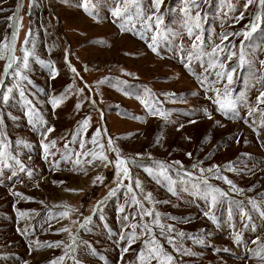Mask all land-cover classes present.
I'll use <instances>...</instances> for the list:
<instances>
[{"label":"rangeland","instance_id":"rangeland-1","mask_svg":"<svg viewBox=\"0 0 264 264\" xmlns=\"http://www.w3.org/2000/svg\"><path fill=\"white\" fill-rule=\"evenodd\" d=\"M18 2L22 3L18 13L19 28H9L13 21H9L8 17L15 13ZM140 2L145 17L155 12L153 0ZM244 2L195 0V4H186L185 0H162L159 9L163 17L161 28L167 31L157 55L147 46L154 32H145V39L137 35L138 31H142L144 21L134 18L135 29L131 31L122 32L118 27L125 21L113 17L112 11L123 0H90L91 14L85 11L83 0H35L34 7L30 6L32 0H0V40L6 34L17 32V56L23 55L22 48H32L34 41L36 55L45 62H52L57 70L55 79H52L47 68L30 59L28 76L31 83H23L28 98L47 120L48 126L55 129L49 134V139L57 142L55 148L51 149L57 152L55 159H59L62 152L80 150L78 143L70 141L77 131L78 122L87 117L89 124L87 130L81 133L82 138L90 140L100 129L97 139L105 145V149L111 138L121 157L132 161L127 165L131 179H125L124 186L114 196L108 197L109 190L116 189L114 165L104 167L100 161L89 165V156L81 157L84 161L82 168H74L71 163L51 167L42 159L40 131L30 128L26 108L18 93H14V98L7 105L0 99V132L7 133L15 152L36 172L35 178L30 179L25 173L18 172L12 176L15 169L0 170V264H49V261L64 255L65 245L70 243L68 232L60 229L68 228L75 233L79 222L89 216L92 219L86 229H80L79 239L87 241L95 250V255L83 244H78L76 251L66 256L62 264H76V261L81 264H140V253L145 240L150 237L136 228L139 239L131 244L128 252L122 253L128 239L125 236L122 240L121 235L133 231L123 226L125 215L130 217L126 222L128 224L147 222L152 228L151 235L173 255L175 264H264L251 251L257 247L252 244L257 236L264 241V220L249 204L251 199L264 208V126H261L264 118L260 112H254L251 116L248 114L251 108L264 110V104L257 105L256 100L259 93L264 91V79H261L264 77V63H261L264 61V6L255 0L245 11ZM230 6H234L235 11H230ZM186 8L190 9L193 18L197 13L200 15V27H193L191 36L187 30L188 18L182 11ZM130 12L134 15L135 9H130ZM241 13L243 19L237 21L235 17ZM256 16L261 17L257 21L260 26L248 40H244L243 36L228 35L222 41V34L249 30ZM125 27L132 28V23H125ZM197 35L203 41L204 52H211L216 45L223 49L217 57L225 69L209 68L205 72L201 65L207 66L208 56L189 62L187 54L192 51L193 43H201L195 40ZM242 41L247 63L238 67ZM231 52L236 55L228 59ZM69 64L76 68L78 75L71 71ZM185 64H190L192 72ZM4 65L5 61L0 60V73H3ZM230 68L236 69L231 85H228L226 77L212 83L217 80V71ZM197 76H207V84L219 89L221 96L225 85H228L234 97H243L237 101L235 118H225L216 111V105L205 98L204 87ZM102 80L104 83H98ZM13 83L10 74L5 76L3 84H0V92L6 91ZM85 84L89 87H85ZM70 85L71 92L54 110L49 103L50 98L64 94ZM79 89H83V92H79ZM145 89H150L154 94L153 99L159 101L158 106L169 112L167 121L148 114L142 103L147 98ZM124 90L131 95L124 94ZM166 94L175 95L169 98ZM207 95L216 94L209 92ZM77 103L80 104L79 109L76 108ZM204 108L211 113V119L202 111ZM190 120L196 123H189ZM19 138L29 141L30 147H16L14 141ZM65 144H68L67 149ZM93 147L91 143L87 144V148ZM96 151L99 152V149ZM188 153L192 154L191 157ZM137 154H140L139 159ZM106 155L109 160L116 159L114 151H106ZM154 161L169 164L180 161L183 170L193 175L183 176V170L179 174L170 171L169 174L176 181L177 194L173 195L168 191L166 182L157 183L141 167H152ZM229 164L236 170L229 171ZM213 165L221 166L220 175L231 179L244 191H229L228 184L205 171L203 175L208 183L227 191L228 200L242 202L243 208L253 218L256 231L244 227L247 221L242 219L240 208L228 201L215 209L217 224L214 225L203 215L207 205L193 185L203 190L204 185L199 179L202 175L200 169ZM179 167L173 164V168ZM97 176H101L103 182L97 180L94 185L93 180ZM137 179L141 181L143 191L135 187ZM129 184L143 207L153 211L152 217L140 220V208L131 203V193L127 190ZM10 189L32 199L13 196ZM149 192L152 194L151 203L144 199ZM98 201L104 203L100 211L93 213V206ZM64 205L68 206L69 211H75L62 218L59 213L66 210ZM121 206L123 212L119 211ZM17 210L30 215L20 219ZM157 212L160 223L171 225L174 232L161 235V229L152 224ZM17 228L27 229L28 234L23 235ZM234 231H242V243L233 242ZM179 232L185 233V237H204L205 244L199 245L187 238L181 240L176 236ZM167 235L175 236L177 246L183 243L196 255H183V250L179 254L174 252L167 242ZM36 241L41 244L54 241L64 243L59 247L47 248L38 247L34 243ZM151 264H156V261L153 260Z\"/></svg>","mask_w":264,"mask_h":264},{"label":"snow or ice","instance_id":"snow-or-ice-1","mask_svg":"<svg viewBox=\"0 0 264 264\" xmlns=\"http://www.w3.org/2000/svg\"><path fill=\"white\" fill-rule=\"evenodd\" d=\"M255 2V0H245L243 4V8L245 11L249 8L250 5H252ZM89 3L90 0H83L84 9L85 11L89 12L91 14V11L89 9ZM162 3V0H153V7L155 8V12L152 15H148L145 17L144 11L141 6L140 0H123L122 4H117L115 9L112 11L113 17H115L118 20H123L125 23H132V28L126 29L125 23L118 24V27L121 29V31L125 30H134L135 29V23H133L134 18L137 20L144 21L142 25V31H138L137 35L141 39H145V32H154V34L151 36L150 42H148L147 46L151 49V51L157 55H159V45L161 41L166 39V29H162L161 25L163 24V17L159 14L160 5ZM186 4H195V0H185ZM260 5L264 6V0H259ZM30 6H35V0H32V3ZM22 7V3L18 2L16 11L13 13L12 16H9V21H13V23L9 24V28H12L13 26L19 28V21L20 17L18 15L20 8ZM134 8L135 13L134 15L130 12V9ZM184 12V15L188 18L186 21L188 25V34L191 36L193 33V27L199 28V20L200 15L199 13L196 14V16L193 18L190 15V9L186 8L182 10ZM230 11H235L234 6H230ZM153 19H154V28H153ZM237 21L240 19H243V13H241L238 17H235ZM261 17L256 16L254 22L250 25V29L247 31L242 32H233L228 34H222V41L228 38V35L233 36H243L244 40H248L252 33L257 30V28L260 26L257 21H260ZM190 22V23H189ZM16 39H17V32H12L10 35L6 34L3 40H0V60L5 61L3 73H0V84H3L4 77L7 75H11L13 77L14 83L12 86L8 87L6 91L0 92V99H2V102L7 105L11 99L14 98V93H18L20 100L23 102L26 112L25 115L28 117V124L32 130H39L40 135L42 137L40 141V147L42 149L43 155L42 159L46 163H49L51 167L57 168L61 163H71L74 168H82V165L84 161H82L81 157H91L90 160H87V163L89 165H94L96 161H100L104 167H108L110 164L114 165L116 169V189H110L108 193V197L114 196L116 194V191L119 190L120 187L124 186V180L125 179H131L128 164L132 161H130L126 157H121L119 149L115 148L113 146L114 142L111 138L107 141V149H105V145L101 143L97 137L100 135L101 130L97 129V132L94 133L90 140H87L85 138L81 137V133L85 132L87 130L88 124H89V118H84L83 120L78 122L77 125V131L72 134V139L70 143H78L79 144V151L69 152L65 151L60 153L59 159H55L57 152L51 151L52 148H55L56 141L49 139V134L54 132V127L48 126L47 120H45L42 115L39 113V111L35 108L32 100L28 98L26 95V89L23 86L24 82L31 83V80L29 79L28 72L30 71V59H34L37 63L41 64L43 67L47 68L50 71L51 78L55 79L57 75V70L54 67V64L52 62H45L42 60L39 56L36 55L35 52V42L32 41V48H22L21 51L23 53L22 56H17L16 53ZM196 41H201V43L194 42L192 45V51H189L187 54V59L189 62L192 60H201L203 56H208V64L207 66L201 65L205 68V72L208 71L209 68H220L225 69V65L218 60L217 54L219 51H223V49L220 48L219 45H216L212 48L211 52H204L203 51V41L201 40V37L197 35L195 37ZM28 37H25V43L27 44ZM243 41L241 42L240 52L238 56V67H243L245 63H247L244 48H243ZM234 47V46H233ZM183 51V49H181ZM235 52L229 53L228 59H231L233 56H235ZM67 56L68 52L66 50L65 53V61L67 62ZM261 63H264L262 61ZM189 72H192L190 68V64L184 65ZM69 67L73 73H77V70L75 67H72L69 64ZM236 71L235 68H230L225 71H217L215 73L217 80L212 83H217L221 78L226 77L228 81V85H231L233 83V73ZM195 75V73H192ZM107 78H105L106 80ZM197 79L200 81L202 87H204V91L206 93L205 98L212 102V104L216 105V111L220 112L225 118H235L237 116L236 108H237V101L238 99H243V97L237 98L234 97L230 88L228 85H225L223 90V96H221V92L219 89L211 87L210 84H207V76H204L201 78L200 76H197ZM261 79H264V77H261ZM98 83H104V81H99ZM121 83H126L121 82ZM85 87H89L87 84H85ZM71 85L68 87L66 92L60 96H53L50 98L49 103L52 105V108L55 110V108L59 107V105L66 99L67 95L71 92ZM79 92H83V89H79ZM145 92L147 94V98L142 100V103L144 104L147 112L149 115L153 116H159L161 119H164L165 121L169 118V112L161 109L159 105V101L154 100L153 96L154 94L151 92L150 89H145ZM209 92H214L216 95H207ZM124 94L131 95V93H128L126 90H124ZM171 98V96H174L175 94H166ZM257 105L264 104V91H261L259 95L256 98ZM95 103V101H93ZM76 108H80V104H76ZM204 114L211 119L212 115L209 112L207 108L202 109ZM254 112H260V115L262 118H264V110L259 109V107L251 108L249 110V116H251ZM133 119H143L142 117H132ZM189 123H196L195 120H190ZM217 124H220L219 121L216 122ZM261 126H264V119L261 121ZM183 127V125H181ZM239 142V140H237ZM91 143L94 147L89 149L87 148V144ZM14 144L16 147H23V148H29L30 142L27 141L24 138H19L14 141ZM65 149L68 148V144L64 145ZM99 149V152L96 151V149ZM106 151H114L116 152V159L109 160L108 156L106 155ZM189 157H191V153L187 154ZM75 156L76 159H72V157ZM52 158L51 160L49 158ZM140 158V154H137V159ZM149 159L151 157L149 156ZM154 166H144V171L154 178L157 183L166 182L168 191L171 192L173 195L177 194L176 189V181L172 178V176L169 174L170 171H176L178 174L183 170V166L181 165L180 161H173L172 164H169L165 161H154ZM174 165H180L179 168H173ZM193 167H197V165H193ZM3 169H15L12 171V176H16L17 173H25L30 179L35 178L36 172L33 168L28 167L23 160L20 158L19 154L15 152L13 149V143L9 142V138L7 136V133L0 132V170ZM227 169L229 171H234L236 169L233 168L231 164L227 165ZM209 173L211 176L222 179L224 183L228 184L229 191L232 192H243V189L238 188L231 179L227 178L226 176H221V166L219 165H213L212 167L208 169H200L201 177L199 178L201 183L204 185V189L201 190L197 185H193L194 188H197V192L201 199H203L207 205V210L203 212V215L210 220L214 225L218 223L217 216L215 214V209L219 206L225 203V201H228L230 204H235L240 208V215L242 219L246 220L247 222L244 224L245 228H251L253 231H256V225L253 222L252 216L243 208L242 202H238L235 200H228V192L222 190L219 187L213 186L208 183V179L203 175L204 172ZM86 174V173H85ZM192 173L187 172L186 170H183V176L192 177ZM99 180L103 182V178L101 176H97L93 180V184L95 185L96 181ZM38 186V185H37ZM135 187L137 189H140L143 191V188L141 186V181L137 179L135 181ZM66 191H78L76 189H65ZM127 190L129 193H131V203L133 205H136L140 208V220L143 221L144 217H152L153 211L147 208L143 207V204L140 200H138L131 184L127 186ZM186 190V189H185ZM10 194L16 197H19L24 200H31V197H26L22 193L17 191L9 190ZM82 191V190H80ZM251 191V189H249ZM108 197H105L107 199ZM145 200H148L150 203L152 202V194L149 192L144 197ZM104 203V201H98L96 205L93 206V213L100 211V206ZM167 203V201H165ZM249 204L252 205V209L259 215L261 220H264V208H262L259 204H257L254 200H249ZM15 207V206H14ZM66 210L59 213V215L63 217H68L70 214V211H75V209L68 210V206H63ZM119 211L123 212L124 208L123 206L120 207ZM30 214L25 211L17 210V216L20 219H24L25 217H28ZM231 215V213H230ZM135 217H133L134 219ZM92 217H85L82 222H79V227L75 233H73L68 228H61L60 231L62 232H68L69 234V240L70 243L65 245V253L64 255L58 257L57 259H53L49 261V264H62L65 257L68 256L70 253H73L76 251V246L78 244H83L85 247L89 248L93 255H95V250L91 249V246L88 245L87 241H81L79 239V231L80 229H86L87 225L90 223ZM130 219L129 216L125 215L123 217L124 227H130L133 229L131 233H122L121 239L123 240L125 236H127L128 239V245L125 246L122 249V253H126L129 251L131 244L135 242V240L139 239V236L136 234L135 229L140 228L142 232H146L149 234V239L145 240L144 249L140 253V264H151L153 260L156 261V264H175V258L172 254L168 253L164 246L155 238V236H152V228L151 226L145 222L143 224H128ZM160 214L157 212L155 213L154 219L152 220V224L156 225L161 229V235H165V232L172 233L175 231V229L171 226H165L160 223ZM74 224L77 223V221H73ZM18 232H21L23 235H27V229L21 230L17 228ZM203 231V230H202ZM207 235V234H205ZM176 236L180 237L181 240L184 238L191 239L194 241V243L199 245L205 244L204 237H193L191 235L185 237V233L179 232L176 233ZM167 242L169 245L172 246L173 251L176 253H181V250H183V255H196V253H193L190 249H187L184 247L183 243H179V246H177V240L175 236L167 235ZM233 242L236 244H240L243 242V233L242 231H234L233 233ZM37 244L38 247H59L64 242L63 241H54V242H44L41 244L39 241L34 242ZM253 245H256L257 247L252 249V253L254 257L258 260L264 261V241L260 239L259 236L256 237L252 241ZM227 249H225L226 251ZM76 264H81L80 261H76Z\"/></svg>","mask_w":264,"mask_h":264}]
</instances>
